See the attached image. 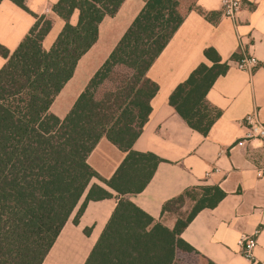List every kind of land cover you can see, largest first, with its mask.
Returning <instances> with one entry per match:
<instances>
[{
    "label": "trees",
    "instance_id": "trees-1",
    "mask_svg": "<svg viewBox=\"0 0 264 264\" xmlns=\"http://www.w3.org/2000/svg\"><path fill=\"white\" fill-rule=\"evenodd\" d=\"M9 1L28 11L26 0ZM123 1L59 0L51 11L65 24L48 51L42 48L52 27L46 13L35 16L14 52L0 45L6 60L0 69V264H42L91 179L99 178L87 158L101 138L128 155L105 181L122 198L85 264H176L197 256L180 236L197 213L221 201L224 193L218 187H193L164 203L162 214L173 217L172 228L128 199L145 188L161 161L131 147L158 91L146 73L183 21L176 0H147L68 114L60 120L49 112L79 59L95 44L99 24L114 16ZM75 10L78 20L71 25ZM204 56L211 66H197L168 102L205 136L220 116L206 94L228 67L213 49ZM107 81L111 87L101 92ZM133 162L137 167H130ZM109 197L91 186L75 221L88 201Z\"/></svg>",
    "mask_w": 264,
    "mask_h": 264
},
{
    "label": "crops",
    "instance_id": "crops-1",
    "mask_svg": "<svg viewBox=\"0 0 264 264\" xmlns=\"http://www.w3.org/2000/svg\"><path fill=\"white\" fill-rule=\"evenodd\" d=\"M59 0H26L25 11L9 0L0 2V45L11 54L36 22L47 14L52 27L42 41L48 51L61 32L64 21L51 11ZM147 0H124L117 13L105 16L98 26L95 44L79 59L72 77L49 108L62 120L89 80L109 57ZM183 21L146 73L158 86L150 100L151 112L131 150L151 154L161 161L145 188L128 195L129 201L155 222L167 224L162 206L193 187H218L224 197L212 209H203L181 233V239L197 256L190 264H264V140L245 141L243 118L257 112L264 124V0H241L235 21L221 14L223 0H176ZM78 11L70 19L76 25ZM213 49L228 69L206 94L207 102L220 112L207 135L191 129L169 105L174 89ZM252 56L257 66L249 73L237 68L243 56ZM6 60L0 56V69ZM128 153L101 138L87 158L99 178L91 179L86 191L61 229L42 264H85L122 198L107 186ZM139 164V163H138ZM133 162L130 167H137ZM150 164L148 165V167ZM110 194L109 198L88 201L75 217L91 186ZM256 233L253 261L241 256L237 242Z\"/></svg>",
    "mask_w": 264,
    "mask_h": 264
},
{
    "label": "built area",
    "instance_id": "built-area-1",
    "mask_svg": "<svg viewBox=\"0 0 264 264\" xmlns=\"http://www.w3.org/2000/svg\"><path fill=\"white\" fill-rule=\"evenodd\" d=\"M241 0H223L221 6V14L224 18L235 21L237 13L241 8ZM257 66V60L252 56L243 55L237 62V68L241 71L251 73ZM242 124L246 129L245 136L238 145H242L245 141L264 140V124L259 121L257 112L247 114ZM259 176L264 177V168L259 169ZM239 253L249 261H253V251L257 245L256 233L253 235H243L237 242Z\"/></svg>",
    "mask_w": 264,
    "mask_h": 264
},
{
    "label": "rangeland",
    "instance_id": "rangeland-1",
    "mask_svg": "<svg viewBox=\"0 0 264 264\" xmlns=\"http://www.w3.org/2000/svg\"><path fill=\"white\" fill-rule=\"evenodd\" d=\"M122 72V71H121ZM117 73H119L120 74V71L119 72H117ZM111 87V82L110 81H107V82H105V84L103 85V87L101 88V92L102 91H104V90H106V89H109ZM167 219L168 220H166L167 221V224H169L172 220H173V217L171 216V215H168L167 216ZM189 261H186V260H184L183 258L182 259H178L177 260V262H176V264H190V263H188Z\"/></svg>",
    "mask_w": 264,
    "mask_h": 264
}]
</instances>
